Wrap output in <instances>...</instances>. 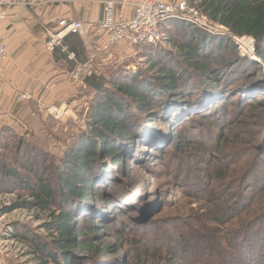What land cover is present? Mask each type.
Masks as SVG:
<instances>
[{"label":"trees","instance_id":"trees-1","mask_svg":"<svg viewBox=\"0 0 264 264\" xmlns=\"http://www.w3.org/2000/svg\"><path fill=\"white\" fill-rule=\"evenodd\" d=\"M196 5L233 35L254 39L257 55L264 62V0H201ZM182 26L193 43L179 44L176 59L163 63L153 60L148 70L111 78L114 88L106 86L108 81L102 77L87 79L99 93L104 92L96 99L92 128L66 145L61 164L55 168L49 170L44 165L41 169L36 161L46 157L39 142L45 147L43 140L50 137L40 141L33 135L19 138V123H0V193L3 186L12 184L32 198L14 207L55 209L48 225L52 236L48 242L21 236L32 242L40 264H244L248 235V242L260 241L258 254L264 251V237L254 234L264 228V220L254 217L239 225L236 222L255 203L264 201V67L240 58L229 39L214 38L186 23ZM78 46L68 45L65 37L54 51L60 52V60L72 71L81 54ZM144 46L157 50L154 45ZM70 54L77 60L70 61ZM19 106L17 111L28 116L29 107ZM30 113L35 114L33 106ZM219 116L223 127L215 123ZM255 119L261 120L252 123ZM211 124L218 131L213 133ZM193 125L218 136L219 142L208 145L205 138H199L197 144ZM144 127H155L158 136ZM160 143L167 148L177 146V153L192 150L200 168V176L195 177L199 189L187 186L186 193L197 204L194 225L175 229L174 238L165 230L166 224L160 225L154 218L155 210L165 208L170 195L158 191L156 202L153 190L130 175L134 171L131 163L145 154L147 159L158 155L156 161L163 164L169 161V153L159 147ZM11 145L12 160L6 162ZM133 149L136 151L128 155ZM250 154L253 161L240 164ZM13 166L34 175V181ZM118 172L127 178L118 175L112 182ZM226 186L236 189L228 199L223 189ZM143 196L146 200L136 219L138 211L131 210ZM166 220L172 225L184 222L182 217L168 216ZM107 238L115 241L107 243ZM260 263L255 258L252 264Z\"/></svg>","mask_w":264,"mask_h":264},{"label":"rangeland","instance_id":"rangeland-1","mask_svg":"<svg viewBox=\"0 0 264 264\" xmlns=\"http://www.w3.org/2000/svg\"><path fill=\"white\" fill-rule=\"evenodd\" d=\"M186 1L188 3L190 2L189 5L191 7L195 8L197 14L199 15L198 18H205L207 25L206 27L208 28L204 29L205 27L202 28L197 23H192L189 21L186 22L185 20L183 21L181 19L171 20L165 23L162 27L164 34L163 39L160 43L154 45L157 50L145 49V44L134 45L131 47H127L126 45L112 47L109 51L111 53L112 59L107 58V56H109L110 54L104 52V54L101 53L103 56L100 55L95 60L91 59L85 63L78 64H92V66L89 64V68L85 69L80 82H74L69 75V73L71 72H68V77L71 79V82H73L78 87L76 95H71L70 97L64 96L62 102L47 105L49 103H45V99H47V97L44 98L45 92H42L43 96L40 95L38 97H32L31 95L26 94L28 95L27 100H19V97L21 95H24L23 93H20L16 97L17 104H21V106L23 107H29V112H27L28 116L22 115L20 111L8 113L7 115L0 116V123H19L20 125L17 132L19 134V138H31V135H33L35 136L34 140L40 141V139H46L50 137L48 140H43L45 147L43 146V144H41V142H39L42 150L46 153V157L41 156L40 158H37L36 161L41 169H43L42 166L44 165H46L49 170L53 169V167L55 168L56 166L61 164L60 159L66 151V145L72 143L73 140L76 139L77 134H79L80 132L89 133L90 128H92V123L90 122L92 121L93 108L96 99H98L99 96L104 92L99 93L91 83L89 84L87 82V79L91 78L93 75L96 77L99 76L108 81L106 86L114 88V84L112 83L111 78L115 77L121 79L125 75L136 74L141 69L148 70V64L153 60H155V62L159 61L163 63L164 61L168 62L171 59H176L174 55H179L180 53V49L178 48L179 44L186 43L189 46L193 43L190 35L184 33L183 31L185 30L182 28V24L184 23L190 25L193 29L199 30L214 38L229 39L237 48V52L240 58L246 59L249 62L264 67V62L257 55L256 43L254 39L248 36L240 37L233 35L225 26L213 23L197 7L196 4H199L201 0ZM192 3L194 4L192 5ZM64 21L66 20H62L58 24V28L56 31H51L48 33L47 43L51 41L54 35H58L60 33H63V35H67L66 27L62 26V23ZM250 44H253L254 47H252ZM111 73L113 74L110 75ZM32 106L35 109V114L30 113ZM62 107L65 109V116L61 121H57L52 117L50 112ZM168 110L172 111V106H169ZM232 114H235V112H232ZM220 116L222 117V115ZM220 116L218 118V122L215 123H219V127H223V124L220 123H223L224 121L223 119H220ZM258 120L259 119H255L252 123H257ZM232 121L234 122L235 120H231V122ZM226 127L224 126L222 130H224ZM210 128L213 133L218 131L217 126L213 128L212 124ZM250 128L253 129L252 127ZM144 129L146 130L147 128L144 127ZM155 129V127H152L147 130L149 131L148 133L154 134L152 136H158V130ZM157 129L161 128L159 127ZM191 129V132L195 134L194 139L197 144L200 142L199 138H205L206 142L204 143L208 145L219 142L220 138L218 136L212 137L211 135H209V132L206 129H204L203 127H199V125H193ZM12 143L13 142H11V144ZM164 144L162 145L160 143L159 147L162 148V150L166 149V152L169 153L170 159L166 164H163L160 161H156V159H159L158 155L155 157H151L150 159L146 158V154L145 157H140V155H138V157H140V160L137 159L136 162L131 163V167L134 171H131L130 175H132V178L134 180H141L146 188H150L153 190V194L157 195L155 196L154 201H158V191L161 192V194H165L164 196L170 195V197L165 200V208L162 209V206H160L155 210L156 212H154V215L156 216H154V218L158 219L157 223L160 225L165 223V230L172 234L174 238V235H177V231L175 229L185 228L189 224L194 225V210H197V204H195V202L191 200V198L188 197L186 193L189 192L187 186L194 190L199 189V184L196 183L197 179L195 180V177L200 176L198 174L200 168H197V164L195 163V156L193 155L192 150L187 151L188 155L187 152H184V154L177 153V146L174 145V147L172 146L170 148H167V144ZM13 145L10 146V150L4 158V161L6 162L12 160L11 154L14 151L12 150ZM134 150L135 149H133L132 151L127 150V153L131 151L130 153H128V155H130ZM147 150L148 149L146 148L143 151ZM0 152H2V149H0ZM183 158L184 162L181 161V159ZM252 161L253 156L252 154H250L249 156L241 160L240 164L246 163V165H248V163ZM139 163H141L142 165L141 168H138ZM204 164L206 168L209 167L208 164ZM231 166L237 168V164H234L232 162ZM13 167L20 171L21 174L29 177L30 180L33 179L31 181H34V175L30 176L29 172L27 173L25 170L20 169V167ZM118 175L120 176V179H125V177L127 178L125 174H121V172H118V174L114 175L115 178H112L111 181H117L116 176ZM195 186H197V188H195ZM3 188L5 190L0 193V264H40V259L34 252L32 242L21 238V236H32L34 238H38L40 240L48 242L52 238L51 233L48 230V225L53 220L52 212L55 209H51V211H39L27 206L14 207L15 204L22 201H31L32 198L29 196L27 191L14 188L12 184L7 183L5 186H3ZM223 189L227 193V199L228 196L233 197L234 193H236V189H230L229 186H226ZM146 196H149V198L151 197V195ZM145 200L146 197L143 196L142 200H140L138 204L134 205L133 209L135 210H131L134 211V213L138 211V213L136 214L137 216H135V214H132L136 219H138L137 217L139 211L142 209V204ZM169 202H171L170 205L167 204ZM168 216L182 217V219H184V222L176 221L175 225L169 224L170 221H165ZM238 217L239 218L236 221L238 222V225L240 224V222L252 219L254 217H259L261 219L260 222H262L264 220V201L259 200V202L255 203L254 206H252L251 210L248 213H242ZM177 225L180 226L177 227ZM148 231L146 233L150 234L153 237L154 233ZM261 231H264V228L254 231L256 232L254 234H256L260 239L262 236L264 237V232L261 233ZM146 233H144L143 235H145ZM135 234L136 236L139 235L138 233ZM248 236H245L248 245L245 247L247 250L243 252L245 258V262L243 261V263L252 264L254 262V259L258 258L260 259V264H264V251L260 253L261 255L258 254L261 251V247L259 246L260 241L256 242L255 244L251 243V241L248 242L250 240L247 238ZM114 241V239L110 238H107L106 240L107 243H113ZM144 244L147 246L146 242ZM134 252H137V250H134Z\"/></svg>","mask_w":264,"mask_h":264},{"label":"crops","instance_id":"crops-1","mask_svg":"<svg viewBox=\"0 0 264 264\" xmlns=\"http://www.w3.org/2000/svg\"><path fill=\"white\" fill-rule=\"evenodd\" d=\"M107 1L115 2V23L119 24L133 18L135 6L146 0H16L15 5L3 7L7 17L0 21V40L7 47V57L0 68V116L18 110L20 93L38 97L45 92L47 105L77 94V85L68 77L71 66L60 60L59 51L47 48L48 33L56 31L62 20L80 21L81 33L67 35L66 43L80 45L77 65L97 59L107 37L103 27ZM68 58L77 60L74 54Z\"/></svg>","mask_w":264,"mask_h":264},{"label":"built area","instance_id":"built-area-1","mask_svg":"<svg viewBox=\"0 0 264 264\" xmlns=\"http://www.w3.org/2000/svg\"><path fill=\"white\" fill-rule=\"evenodd\" d=\"M16 0H0V21L7 17V11L3 7L15 5ZM115 2H106L107 19L104 24V29L107 33L106 42L99 48V51L104 54L109 53L107 58L112 59L109 52L112 47L115 46H134L141 44L157 45L163 39V25L171 20H185L186 22L197 23L200 27H206L205 18H198V14L195 8L191 7L186 0H180L178 2H161L154 0H146L142 3H138L135 6V15L133 18L127 21H123L119 24L115 23ZM194 20V21H193ZM63 27H66V33L80 34L83 29L81 22H69L64 21ZM67 35L60 33L54 35L47 47L50 51H54L56 48L63 45V40ZM254 47L253 44H250ZM7 57V47L0 40V67L4 63ZM91 63L78 65L71 73H69L71 79L78 83L82 79L83 72L86 68H89ZM28 95L24 94L19 97V100H27ZM65 109L59 108L50 112L52 117L61 121L64 116Z\"/></svg>","mask_w":264,"mask_h":264}]
</instances>
